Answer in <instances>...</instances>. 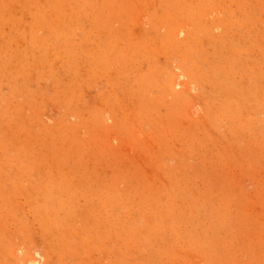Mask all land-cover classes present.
I'll list each match as a JSON object with an SVG mask.
<instances>
[{"label": "rangeland", "instance_id": "1", "mask_svg": "<svg viewBox=\"0 0 264 264\" xmlns=\"http://www.w3.org/2000/svg\"><path fill=\"white\" fill-rule=\"evenodd\" d=\"M0 264H264V0H0Z\"/></svg>", "mask_w": 264, "mask_h": 264}]
</instances>
